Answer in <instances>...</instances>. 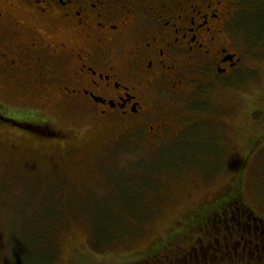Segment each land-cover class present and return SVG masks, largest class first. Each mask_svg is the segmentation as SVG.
<instances>
[{
  "label": "rangeland",
  "instance_id": "374dc122",
  "mask_svg": "<svg viewBox=\"0 0 264 264\" xmlns=\"http://www.w3.org/2000/svg\"><path fill=\"white\" fill-rule=\"evenodd\" d=\"M238 10L242 61L213 85L206 77L201 91L177 96L187 116L182 141L156 152L143 131L90 118L0 72L2 115L28 120L38 110V118L75 134L34 144L26 129L0 119V243L8 264H148L179 222L209 214L230 192L264 218V14L257 21L264 0H241ZM24 145L39 159L33 171L20 158ZM47 223L56 225L51 242ZM162 260L177 264L168 253Z\"/></svg>",
  "mask_w": 264,
  "mask_h": 264
},
{
  "label": "flooded vegetation",
  "instance_id": "af4514ba",
  "mask_svg": "<svg viewBox=\"0 0 264 264\" xmlns=\"http://www.w3.org/2000/svg\"><path fill=\"white\" fill-rule=\"evenodd\" d=\"M240 5L241 0H0V72L28 91L47 89L54 102L84 109L90 118H104L127 132L143 131L144 141L155 144L149 152H156L182 141L187 116L179 114L177 96L201 91L206 77L213 85L215 77L242 61L236 27ZM36 112L31 109L28 120L2 113L0 119L8 128L26 129L34 144L75 136ZM164 134L166 141L159 145ZM21 150L20 158L32 163L33 171L38 157L29 154L28 145ZM41 183V189L48 187L46 180ZM235 203L230 192L209 214L179 222L176 232L200 228L202 237L210 238L193 245L197 254H207L204 264H219L208 259L218 254L221 239L232 254L231 224L241 217L223 213ZM7 261L0 243V264Z\"/></svg>",
  "mask_w": 264,
  "mask_h": 264
},
{
  "label": "trees",
  "instance_id": "16d2710c",
  "mask_svg": "<svg viewBox=\"0 0 264 264\" xmlns=\"http://www.w3.org/2000/svg\"><path fill=\"white\" fill-rule=\"evenodd\" d=\"M263 14L264 12H262V14H259L260 17L259 15H257L259 17L257 18V21L259 23H262L263 21ZM238 203L239 202L237 200L232 212L224 211L223 213L225 215L228 214L241 217L239 218L241 222H235V227L233 229L234 233L232 232V237H229L228 235V237L230 238L229 240H231V243H229L228 241V246L230 247L232 254H229L228 250L225 247L223 248V245H221L220 243L222 241L221 239L216 245V248H218V254L213 255L212 257H214V259H208V261L217 262L219 264L227 263L229 260L247 264H264V218L258 216L253 210H250V208L248 209L246 206L238 205ZM51 226L52 225L50 223H47L45 226V228H47L48 232L51 234L49 238L50 242L51 239L53 240V233L56 229V225H53L52 227ZM186 229L184 230L183 228L182 231L176 232L174 237L166 240L164 244L156 247L147 257L148 260L146 262L148 264H165V262H163L162 260V255H167L168 253L177 264H204L206 262V259L208 258L207 254H197L193 250V248L195 246V243L201 245L202 243H204V240H210V238H203V235L200 234V228L197 231H195L194 229ZM193 234H196L199 237L196 238L197 236H194ZM200 245L197 246L199 247ZM241 248H245V250H241ZM259 248L260 250H258ZM26 257L27 261L30 262V256L26 254ZM154 257H159V259L151 262V259H153Z\"/></svg>",
  "mask_w": 264,
  "mask_h": 264
}]
</instances>
